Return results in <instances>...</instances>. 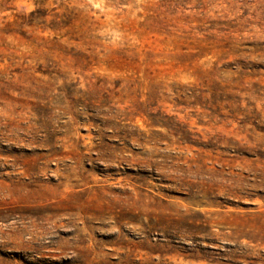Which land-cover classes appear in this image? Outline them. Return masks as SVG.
Here are the masks:
<instances>
[{
	"label": "rangeland",
	"instance_id": "rangeland-1",
	"mask_svg": "<svg viewBox=\"0 0 264 264\" xmlns=\"http://www.w3.org/2000/svg\"><path fill=\"white\" fill-rule=\"evenodd\" d=\"M0 264H264V0H0Z\"/></svg>",
	"mask_w": 264,
	"mask_h": 264
}]
</instances>
